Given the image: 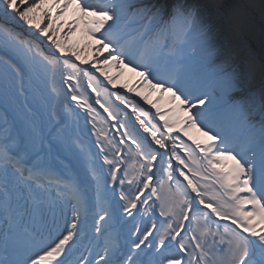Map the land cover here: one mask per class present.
<instances>
[{
    "label": "snow or ice",
    "instance_id": "6c2138e0",
    "mask_svg": "<svg viewBox=\"0 0 264 264\" xmlns=\"http://www.w3.org/2000/svg\"><path fill=\"white\" fill-rule=\"evenodd\" d=\"M218 7L212 0H0V264H264V89L251 87L254 65L238 40L242 17ZM77 30L95 44L71 43ZM87 49L94 59L82 54ZM112 68H130L137 87L170 94L178 102L171 113L183 115L171 120L142 95L163 121L158 127L117 94L139 127L119 122L104 88L122 74L110 75ZM108 119L119 123L118 139L100 126ZM188 128L208 138L194 143L223 193L207 196L194 182L191 146L169 135L187 136ZM124 152L137 169L131 175ZM165 185L176 194L167 212L158 205L167 226L135 227L122 241L115 210L135 220L138 204L147 211Z\"/></svg>",
    "mask_w": 264,
    "mask_h": 264
},
{
    "label": "rangeland",
    "instance_id": "374dc122",
    "mask_svg": "<svg viewBox=\"0 0 264 264\" xmlns=\"http://www.w3.org/2000/svg\"><path fill=\"white\" fill-rule=\"evenodd\" d=\"M213 3L218 5V10L224 14H238L242 17L243 24L242 29L239 33L238 40L241 43L245 55L254 60V64L256 65L255 71L251 78V87L255 90L259 91L264 89V72L261 71L262 65H264V0H212ZM240 10H242V14H240ZM67 31V27L61 30V35ZM69 40L73 44H79L80 47H83L85 44H95V41L92 40L90 37L85 36L82 31H76L69 37ZM43 47L47 48V44H42ZM93 53L96 55L94 50L87 49L85 50L84 55H89ZM107 53H104L106 55ZM91 59V56H89ZM122 75L118 76V79L115 81L114 86H122ZM134 84V80H130V85ZM66 87V86H65ZM148 91V87L143 86L139 87L133 94H136L140 91ZM209 90V89H207ZM149 92L151 91L149 88ZM198 94V93H197ZM162 108L165 114H167L168 118L171 120L177 119L180 114L177 112L176 114H172L169 109H167V105L165 104ZM178 127H183L179 125ZM89 128H91L89 126ZM188 135L185 136V140L189 141L193 147L192 148V161L196 163L190 162V167H192L193 172H198L199 174L196 175L194 178L198 180L203 185L204 191L208 194V196L220 194L224 192V189L220 187V185L216 182L217 178L213 176L210 172H208L204 167V162L201 160L200 155L197 153L199 149L195 146V141H201L202 143L207 141V137L203 135L202 131H199L196 128H188ZM206 131V130H205ZM183 133V132H182ZM184 134V133H183ZM95 139V135L93 134ZM191 137V139L189 138ZM179 152L182 154L184 153L183 148H179ZM187 154V153H186ZM129 156V154H128ZM125 159L126 163L128 164V169L130 175L133 174L137 169L134 165L132 159ZM227 171V169H225ZM207 176L208 178L205 179L204 177ZM215 178V179H213ZM218 186L216 188L215 184ZM223 189V190H222ZM216 190V193H215ZM162 202L164 201V196H161ZM121 210H119L120 212ZM118 212V213H119Z\"/></svg>",
    "mask_w": 264,
    "mask_h": 264
},
{
    "label": "bare ground",
    "instance_id": "6f19581e",
    "mask_svg": "<svg viewBox=\"0 0 264 264\" xmlns=\"http://www.w3.org/2000/svg\"><path fill=\"white\" fill-rule=\"evenodd\" d=\"M239 13L242 14V10H240ZM255 68H256V65L254 64V69H255ZM109 98H110V97H109ZM109 98H108V99H109ZM168 200H170V198H167V199L165 200V202L168 201Z\"/></svg>",
    "mask_w": 264,
    "mask_h": 264
}]
</instances>
